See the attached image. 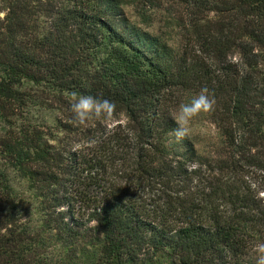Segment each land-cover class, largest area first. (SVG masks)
<instances>
[{"label":"trees","instance_id":"1","mask_svg":"<svg viewBox=\"0 0 264 264\" xmlns=\"http://www.w3.org/2000/svg\"><path fill=\"white\" fill-rule=\"evenodd\" d=\"M168 1L184 44L123 0H0V264H255L264 0ZM203 87L215 134L176 142ZM72 92L113 119L76 125Z\"/></svg>","mask_w":264,"mask_h":264},{"label":"clouds","instance_id":"2","mask_svg":"<svg viewBox=\"0 0 264 264\" xmlns=\"http://www.w3.org/2000/svg\"><path fill=\"white\" fill-rule=\"evenodd\" d=\"M70 111L73 122L78 126L87 127L90 122L105 123L113 119L116 105L113 101L92 95L70 93ZM216 99L207 87L200 89L188 102H182L171 118L176 124L173 135L176 142L190 139L193 121L203 115L211 114L215 110ZM73 150H76L75 148ZM255 264H264V243L254 247Z\"/></svg>","mask_w":264,"mask_h":264},{"label":"rangeland","instance_id":"3","mask_svg":"<svg viewBox=\"0 0 264 264\" xmlns=\"http://www.w3.org/2000/svg\"><path fill=\"white\" fill-rule=\"evenodd\" d=\"M123 2L125 11L130 19L170 43L184 44L186 12L180 3L168 0H123ZM121 119L123 120V118ZM206 134H215V129L210 122L200 116L192 123V135L196 139H201ZM18 188L21 189L22 187L18 186ZM262 194L264 196V193Z\"/></svg>","mask_w":264,"mask_h":264}]
</instances>
